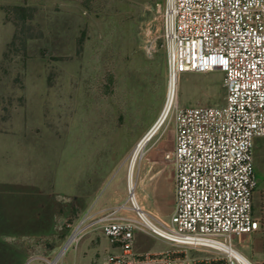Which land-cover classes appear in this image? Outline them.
Wrapping results in <instances>:
<instances>
[{
  "label": "rangeland",
  "instance_id": "1",
  "mask_svg": "<svg viewBox=\"0 0 264 264\" xmlns=\"http://www.w3.org/2000/svg\"><path fill=\"white\" fill-rule=\"evenodd\" d=\"M162 2L0 0V264L57 259L70 235L68 224L94 207L125 203L133 162L140 201L172 213L175 167L166 154L174 123L162 115ZM147 39L157 50L152 57L145 52ZM224 79L219 71L184 75L179 107L223 105ZM256 141L254 211L260 226L248 245L243 237L240 250L259 262L264 137ZM153 161L159 165L142 183L144 165ZM160 169L162 178H151ZM136 248L155 252L168 246L137 233ZM106 251L108 240L91 232L59 264H99Z\"/></svg>",
  "mask_w": 264,
  "mask_h": 264
},
{
  "label": "built area",
  "instance_id": "2",
  "mask_svg": "<svg viewBox=\"0 0 264 264\" xmlns=\"http://www.w3.org/2000/svg\"><path fill=\"white\" fill-rule=\"evenodd\" d=\"M158 11L166 60L162 115L174 123L166 154L175 167L173 213L163 218L146 209L131 183L124 204L94 207L68 224L70 235L48 264H59L95 231L118 249L100 264H264L240 250L260 226L253 148L264 137V0H163ZM156 51L147 39L146 55ZM216 71L225 78L223 105L179 107L184 75ZM137 233L168 249L137 252Z\"/></svg>",
  "mask_w": 264,
  "mask_h": 264
},
{
  "label": "crops",
  "instance_id": "3",
  "mask_svg": "<svg viewBox=\"0 0 264 264\" xmlns=\"http://www.w3.org/2000/svg\"><path fill=\"white\" fill-rule=\"evenodd\" d=\"M257 139H255V141H254V147L257 145V141H256ZM157 165H159L158 164V161H153L151 164H145L144 165V167L146 168L147 167V173H145L144 174V171H143V175H140V178H141V180H142V183L144 182V181H146V178L149 176V174L151 175V173L152 172H154V167H156ZM165 170H163V169H160V170H158L153 176H151V178H159V179H161L162 178V176H160L161 175V173H163ZM160 176V177H159ZM160 182V180H158V181H156V183H159ZM172 191H173V194H174V199H173V209H174V205H175V183H174V185H173V187H172ZM142 203H143V205H144V207L146 208V209H148V210H150V211H152L153 213H155L156 215H158V216H161V217H163V218H168V217H170L171 216V214L173 213V211H172V213L171 214H169V212L168 211H158V210H154V209H151V208H147L146 207V205H145V203H144V201L142 200ZM160 243H162V244H164V245H166L165 243H163V242H161V241H159ZM110 245V244H109ZM168 249V248H167ZM166 249V250H167ZM136 250H137V252H139V253H145V252H140V251H138V249L136 248ZM162 251H165V250H162ZM162 251H155V252H162ZM107 252V254H110V253H117L118 252V249L116 248V247H113V246H111L110 245V251H106ZM105 258V257H104ZM103 258V259H104ZM103 259L101 260V262L103 261ZM100 262V263H101ZM99 263V264H100Z\"/></svg>",
  "mask_w": 264,
  "mask_h": 264
},
{
  "label": "bare ground",
  "instance_id": "4",
  "mask_svg": "<svg viewBox=\"0 0 264 264\" xmlns=\"http://www.w3.org/2000/svg\"><path fill=\"white\" fill-rule=\"evenodd\" d=\"M160 119V118H159ZM157 123V122H156ZM166 123V121H165ZM165 125V124H164ZM164 127V126H163ZM162 127V128H163ZM135 163L136 162H133L132 165H131V169H130V174H129V182L130 184L132 183V178H133V173H134V168H135Z\"/></svg>",
  "mask_w": 264,
  "mask_h": 264
}]
</instances>
